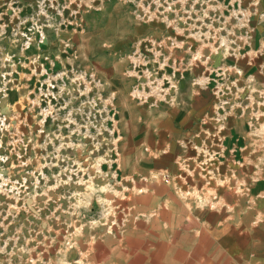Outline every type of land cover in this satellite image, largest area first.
Returning a JSON list of instances; mask_svg holds the SVG:
<instances>
[{
  "label": "rangeland",
  "instance_id": "374dc122",
  "mask_svg": "<svg viewBox=\"0 0 264 264\" xmlns=\"http://www.w3.org/2000/svg\"><path fill=\"white\" fill-rule=\"evenodd\" d=\"M263 122L264 0H0V264H127L126 180Z\"/></svg>",
  "mask_w": 264,
  "mask_h": 264
},
{
  "label": "crops",
  "instance_id": "0c3cea01",
  "mask_svg": "<svg viewBox=\"0 0 264 264\" xmlns=\"http://www.w3.org/2000/svg\"><path fill=\"white\" fill-rule=\"evenodd\" d=\"M256 132L264 136V122ZM219 133L208 132V145L220 144ZM255 138L238 146V179L220 163L223 173L128 178L127 264H264V154Z\"/></svg>",
  "mask_w": 264,
  "mask_h": 264
}]
</instances>
